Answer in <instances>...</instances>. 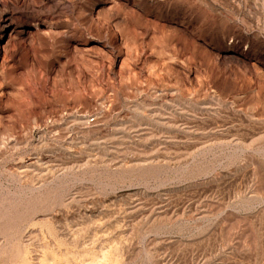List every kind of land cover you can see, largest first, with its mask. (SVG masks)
Masks as SVG:
<instances>
[{
  "label": "rangeland",
  "instance_id": "1",
  "mask_svg": "<svg viewBox=\"0 0 264 264\" xmlns=\"http://www.w3.org/2000/svg\"><path fill=\"white\" fill-rule=\"evenodd\" d=\"M0 264H264V0H0Z\"/></svg>",
  "mask_w": 264,
  "mask_h": 264
}]
</instances>
